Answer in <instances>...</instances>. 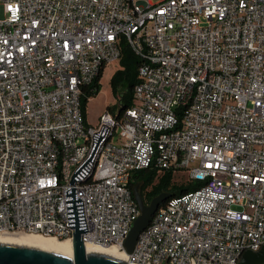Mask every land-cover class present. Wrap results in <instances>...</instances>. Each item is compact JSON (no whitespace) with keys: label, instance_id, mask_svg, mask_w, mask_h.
<instances>
[{"label":"built area","instance_id":"obj_1","mask_svg":"<svg viewBox=\"0 0 264 264\" xmlns=\"http://www.w3.org/2000/svg\"><path fill=\"white\" fill-rule=\"evenodd\" d=\"M124 41L141 59L134 103L92 126L84 89ZM147 169L201 186L128 251ZM77 229L129 264L264 248V0H0V234Z\"/></svg>","mask_w":264,"mask_h":264},{"label":"water","instance_id":"obj_2","mask_svg":"<svg viewBox=\"0 0 264 264\" xmlns=\"http://www.w3.org/2000/svg\"><path fill=\"white\" fill-rule=\"evenodd\" d=\"M134 197L141 214L133 223L127 237L125 246L128 251L134 248L141 232L150 225L159 207L168 200L171 195L161 194L147 205L139 189L136 188ZM81 234L82 231L77 229L72 239L74 247L73 259L24 245L0 243V264H129L126 260L116 259L105 254L87 252ZM261 263H264V248L258 252L247 251L242 255L241 264Z\"/></svg>","mask_w":264,"mask_h":264},{"label":"trees","instance_id":"obj_3","mask_svg":"<svg viewBox=\"0 0 264 264\" xmlns=\"http://www.w3.org/2000/svg\"><path fill=\"white\" fill-rule=\"evenodd\" d=\"M122 68L111 79L114 96L117 98L121 110L130 108L134 103V88L139 83L138 70L141 59L132 48L124 41L122 43V56L120 59ZM106 66H103L92 85L85 87L82 95L84 117L87 120L86 107L88 101L98 95L101 90V79ZM110 109V108H109ZM173 172H158L156 169L137 171L131 182L132 192L138 188L145 202L149 205L153 199L161 194H170L171 197L180 196L194 191L201 186L200 183L189 180L186 184H176ZM167 200L162 204L164 205Z\"/></svg>","mask_w":264,"mask_h":264},{"label":"bare ground","instance_id":"obj_4","mask_svg":"<svg viewBox=\"0 0 264 264\" xmlns=\"http://www.w3.org/2000/svg\"><path fill=\"white\" fill-rule=\"evenodd\" d=\"M0 243L24 245L43 251L51 252L69 259L74 258L72 239H56L32 234H0ZM87 252L100 253L110 257L125 260L124 253L116 246L86 245Z\"/></svg>","mask_w":264,"mask_h":264},{"label":"rangeland","instance_id":"obj_5","mask_svg":"<svg viewBox=\"0 0 264 264\" xmlns=\"http://www.w3.org/2000/svg\"><path fill=\"white\" fill-rule=\"evenodd\" d=\"M122 68L120 59L109 64L103 73L101 79V90L98 95L94 96L88 101L86 107L87 123L92 126H97L102 113L109 110L113 114H118L121 111V107L117 98L113 94L111 79L115 73ZM174 182L176 184H186L189 182V177L184 172H178L175 174Z\"/></svg>","mask_w":264,"mask_h":264},{"label":"crops","instance_id":"obj_6","mask_svg":"<svg viewBox=\"0 0 264 264\" xmlns=\"http://www.w3.org/2000/svg\"><path fill=\"white\" fill-rule=\"evenodd\" d=\"M108 65H106V67H107Z\"/></svg>","mask_w":264,"mask_h":264}]
</instances>
